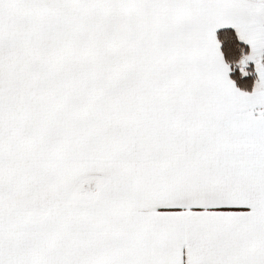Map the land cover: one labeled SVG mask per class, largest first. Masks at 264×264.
Masks as SVG:
<instances>
[{"label": "snow or ice", "instance_id": "6c2138e0", "mask_svg": "<svg viewBox=\"0 0 264 264\" xmlns=\"http://www.w3.org/2000/svg\"><path fill=\"white\" fill-rule=\"evenodd\" d=\"M0 264H264V0H0Z\"/></svg>", "mask_w": 264, "mask_h": 264}]
</instances>
